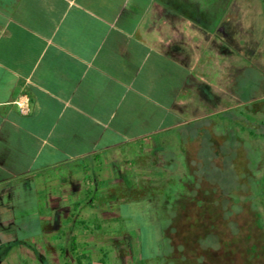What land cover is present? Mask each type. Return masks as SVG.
Wrapping results in <instances>:
<instances>
[{"label":"crops","instance_id":"0c3cea01","mask_svg":"<svg viewBox=\"0 0 264 264\" xmlns=\"http://www.w3.org/2000/svg\"><path fill=\"white\" fill-rule=\"evenodd\" d=\"M181 9L197 11L182 0H0V264H127L131 241L119 259L101 244L122 218L96 206L102 188L128 187L134 156H157L164 134L193 120L182 116L198 107L199 74L224 98L239 65Z\"/></svg>","mask_w":264,"mask_h":264},{"label":"rangeland","instance_id":"374dc122","mask_svg":"<svg viewBox=\"0 0 264 264\" xmlns=\"http://www.w3.org/2000/svg\"><path fill=\"white\" fill-rule=\"evenodd\" d=\"M182 2L197 8L191 13L178 11L183 18L219 32L229 56L240 54L238 68L225 76L224 89L229 93L224 98L229 107L219 104L225 110L222 116L212 101L213 108H207L210 114L200 106L192 118L183 114L185 121L193 119V123L166 132L164 145L155 148L159 154L142 157L147 167L131 164L128 187L115 186L114 180L112 186L102 188V196L113 193L115 201L109 203L102 197L96 206L121 212L123 219H117L113 232L101 236V244L115 249L119 259L131 241L133 247L126 249L124 257L127 264H264V0ZM227 28L236 32L239 46L234 34H226ZM205 75L199 74L195 84L199 100L209 88L213 93L225 92L206 83ZM206 125L209 130L203 129ZM200 134L202 148L192 143L188 165L183 167V142L189 135ZM182 181L195 183L197 199L205 200V191L212 188L216 199H208L207 211L174 209L175 190ZM251 246L259 252H248ZM189 249L192 259H183ZM157 254L160 257L155 259Z\"/></svg>","mask_w":264,"mask_h":264},{"label":"trees","instance_id":"16d2710c","mask_svg":"<svg viewBox=\"0 0 264 264\" xmlns=\"http://www.w3.org/2000/svg\"><path fill=\"white\" fill-rule=\"evenodd\" d=\"M182 19L187 20V21H189V22L197 25L191 19H188L186 17L183 18V16H182ZM216 35H217L216 41H218L221 45H223L224 44V40H222L223 38L221 37V35L219 34V32L216 33ZM213 86H215L216 88H219L218 87V84H216V83H214ZM213 92L214 91L211 90V89H209V92L208 93L205 92V96L207 95L209 97V99L207 101L205 99L199 100L198 103H200L201 105H198V106L202 107L206 111L205 114H207V113L210 114L211 110H208V109H210L211 107L213 108V105L211 106L210 104H212L213 103L212 101H214V106H215L216 110L221 109L220 112L222 113V116H224L225 114H224L223 111H225V110L222 111V108H221L220 105L223 104L227 108V104L228 103H227V101H226L225 98H222V91H219L218 90L215 93H213ZM202 94H204V93L202 92ZM209 100H211V102ZM228 107H229V104H228ZM240 114H242V113H240ZM230 119L233 120L231 117H230ZM223 120H225V119L222 118V120H220V121H223ZM192 123H193V121L184 122L182 124V127L183 126H187V125L192 124ZM234 124H236V122ZM209 127H210V125H206V126L203 127V129L209 130ZM250 134L253 135V133L251 131H250ZM212 139H213V137L210 138L211 142H212ZM192 143H195L196 144V149H198V150L201 149L202 146H203V144H204L203 138H202V134H200V136H198L196 138L191 137L189 135V136L186 137V142H183V147H182L183 148V158L185 159L184 164H183V167H186L188 165L187 158H188V153L193 148ZM143 160H145V159L139 158V159H136V162L133 161L131 164H133L134 166H139V167H143V168L144 167H147V163L146 162H142ZM138 161H140V162L137 163ZM208 185L209 184H207V187H208ZM195 187H196L195 183H190L188 181H182V182H180V185L177 186L176 187V190H175V194L177 196V199L173 203L174 204V209H176V210L181 209L183 212H186L187 210H189V212L190 211H193V210L194 211H198V209L200 210L201 213H203V210L204 211H207L208 205L211 204L210 202H208L209 201L208 199H214L215 200L216 199V196L212 192V190H211L212 188H211L210 190L205 191V195H204L205 200L197 199V193L194 194ZM198 198H199V196H198ZM248 252H250L251 254H255V253H258L259 251L258 250L256 251V248L251 246L249 248V251ZM192 256H193V251L189 249L188 251H184V256H182V258L183 259L185 258V259L191 260L192 259L191 258ZM159 257L160 256L157 254L156 257H155V259H158ZM103 258H106L105 254H103Z\"/></svg>","mask_w":264,"mask_h":264},{"label":"built area","instance_id":"2783aa9c","mask_svg":"<svg viewBox=\"0 0 264 264\" xmlns=\"http://www.w3.org/2000/svg\"><path fill=\"white\" fill-rule=\"evenodd\" d=\"M17 106L21 113H27L28 107L26 105L17 102Z\"/></svg>","mask_w":264,"mask_h":264}]
</instances>
